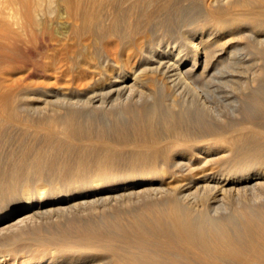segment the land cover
Instances as JSON below:
<instances>
[{
	"label": "bare ground",
	"instance_id": "bare-ground-1",
	"mask_svg": "<svg viewBox=\"0 0 264 264\" xmlns=\"http://www.w3.org/2000/svg\"><path fill=\"white\" fill-rule=\"evenodd\" d=\"M169 2L0 0V56L4 55L5 61L12 58L16 63L21 62L19 67H23L24 61L35 54L34 48L47 52L51 49L49 46L57 42L61 45L60 54L72 62L62 69L61 65L53 66V61L59 57H48L53 61L40 63L43 71L52 70L54 73L61 68V73L56 74L65 77L76 68L80 69L82 77L90 79L86 89L87 103L82 104L85 108L80 107L82 102L79 99L77 103L70 99L75 97L73 88L68 92L53 90L50 95L55 100L40 97L41 102L37 104L25 102L20 105L19 99L24 100L27 96L22 80L27 74L34 73L28 71L14 80L9 70L0 66V219H6L4 226L0 225V249L21 241L23 237L24 232L10 234L8 227L12 226V229L13 225L16 226L14 223L33 219L34 215L54 213L59 218L62 215L60 225H63L56 228V232L55 228L52 229L57 236H62L61 241H54L55 237L53 241L48 239L50 236H45L46 233L44 238L40 235L38 241L39 246L49 248L51 245L52 250L57 248L60 254H53L49 249L53 255L38 256L30 261L29 254L25 253L27 250L9 248L7 255L14 260L21 258L22 264H85L82 263L84 258L97 255L94 263L104 264L99 252H110L111 264H264V209L257 211L243 198L249 192L256 201L264 194V181L253 180L264 177V144L258 140L264 138L261 121L256 123L249 119L233 127L226 126L227 123L226 127L220 126L222 124H216V121L200 124L201 120L184 125V118L182 124L181 114L175 112L158 119V104L155 101L148 103L151 96L149 100L146 97L151 95L147 85L154 80L160 85L165 82L169 85L168 81L174 86L179 83L184 86L190 80L211 77L224 54L230 53L229 48L212 44L220 34L214 27L226 31L232 24L264 28L261 16L264 14V0H210V15L215 17L210 16L213 19L207 22L208 29L191 33L193 37L189 40L188 52L176 45L162 46L154 41L159 44L155 47L151 43V22L161 18L160 10ZM59 11L64 13L60 17L66 18L69 25L55 36L49 20ZM221 13L223 18H216ZM198 34L207 37L197 42L195 37ZM260 49L264 54V46ZM188 61H191L190 66H186ZM108 103L118 106V117L124 115L126 119H119L121 122L115 119L116 123L109 125L105 124L106 121H96L92 114L93 119L89 114V117L83 115L86 119L82 116L88 107L84 104L91 107L90 112H95L108 109ZM260 104L264 109V103L261 101ZM107 109L105 112L109 113L110 108ZM223 142L232 148L230 158L236 163L233 165L237 170L235 179L247 181L246 187H241L246 189L244 191L235 180L226 178L229 176L224 175L226 172L224 177L216 175L214 171L217 170H205L207 162L219 152ZM226 155L227 152L223 156ZM176 170L196 172V176L187 182L184 177L178 187L176 183L173 187L166 181V174L170 172L172 176ZM179 177L182 179L181 175ZM49 195L58 199L54 203H51L53 200L47 202L46 196L47 200L51 199ZM231 195L238 200L232 203L235 204L233 210L228 215L227 211L226 216L219 214L225 209L222 208L223 200ZM201 196L204 200L201 199L203 203L198 206ZM242 198L245 201H241ZM124 199L132 204L151 202L136 208ZM26 200L29 201L25 207ZM124 202L133 208L123 213L116 209L118 213L113 214L108 210V214L99 215V220L89 219V216L88 219L80 217L61 221L95 205L110 203V208L112 204ZM36 220L38 222V218ZM39 220L42 224L48 221ZM55 226L58 227V223ZM116 242L128 247L121 251L114 247ZM5 257L0 255V264L7 263L8 257Z\"/></svg>",
	"mask_w": 264,
	"mask_h": 264
},
{
	"label": "rangeland",
	"instance_id": "rangeland-1",
	"mask_svg": "<svg viewBox=\"0 0 264 264\" xmlns=\"http://www.w3.org/2000/svg\"><path fill=\"white\" fill-rule=\"evenodd\" d=\"M208 4H209V6H208ZM167 7L160 10L159 18L161 17L162 19L161 18L158 20L156 19L155 22H154V20L151 22V27H152L151 39L153 41V42L151 41V43H153L155 47H158L159 44L162 46L166 45V44L172 45V46L176 45L180 49H183L184 51L188 52V51H190V46H188L190 43L189 40H191L193 37V34H191V33L194 30H199V29H203V28H204V30L208 29L207 28V26H208L207 22H211L210 20H212L215 17L213 15H210V12L212 11V10H210L212 8L210 0H170L169 5ZM254 9L260 10L259 8H254ZM60 11L63 12L62 10H60ZM60 11L56 12V15H54L55 17H52L51 20H49V21H51L50 22L51 26L48 23L49 26L51 27V29L52 28L54 29V30L52 29V31L54 32L53 35H55V36H58L60 31L65 30L67 28V26L69 25V22L67 23L66 18H64L62 16L60 17L61 14H64V13H60ZM260 11H262V9ZM58 13H60V14H58ZM57 15H59L60 18L59 17L58 18L60 20L57 18ZM210 16H213V18ZM223 16H224V14L221 13L219 15H216V18H219V17L223 18ZM261 16H262V18H264V14ZM59 22H61L60 25H59ZM65 22L67 23V25H65L66 24ZM152 24H154V26ZM231 26L232 27L227 31L222 30L219 27H214L215 30H217L218 33H220V34H219V36H217L213 39L212 44H216V46H218L220 48L221 47H227V48H229L228 50L230 51V53H229V55L224 54L223 60H221L219 65H217L216 69L213 70L214 73L211 77L210 76H205V78L203 77L205 81L203 80V78H200L199 80L197 79L194 81L190 80L191 82L189 81L190 83L188 82L189 84L187 83L186 85L184 83V86H183V83H181V84L179 83L176 86H174L171 83H169L168 81H167V83L169 85H167L166 82L164 83V85H162V84L160 85L159 81L157 82L155 80L154 81L151 80L152 81L151 84L147 85V90L149 92L151 90V93H150L151 95L146 96V97H148L147 98L148 100L151 98V100H149L148 103L151 101V104H152L155 101V103L158 104V107L160 109L159 110L160 117L157 116L158 119L161 118V116H163V115H164V117H166L167 114L169 115V113L175 112L177 115H178V113H179V115L181 114L180 115V119H182L181 123L183 124L185 121L184 125H188V123H190L189 125H193L198 120H201V121H199L200 124H205V123H209V122H213V123L217 122L216 124H219V123L222 124V125L219 124L220 126L233 127V126L238 125L239 123L241 124L245 120L250 119V120L256 121V123L258 121L259 122L261 121L259 124L262 123L261 125L264 127V109L262 107L263 105L260 104L261 101L264 103V54H261L262 52L260 49V47L264 46V41H261V39L263 40V38H264V28H259V27H255V26H248L246 24L245 25L244 24H232ZM155 27H156V30H155ZM157 27L158 28L160 27L161 30H160V28L158 29ZM162 27H164V29H167V30H164ZM162 30L165 31V32H162L163 34L160 32ZM219 30H221V32ZM206 37H207V35L202 36L201 34H198V36L195 37V40L198 42L200 40L206 39ZM154 41H156L159 44L155 43ZM71 42H73V41H71ZM54 44L52 47L49 46V48H51V49H47V52H46V49L44 50L46 53H42V52H44L43 50L36 51L35 48L34 49L32 48L35 51L34 52L35 54L33 56H31L30 59L28 57L26 59V62L24 61L25 64L22 63V65L24 64L23 67H19V66H21L20 65L21 62H17L18 63L17 64L16 62H14L15 60H13L12 58H6L7 60L8 59H10V60L5 61L4 55L2 57L0 56V60H1L0 63L2 64V65L0 64V66L1 67L3 66L4 68L8 69L9 74H11V76L12 75L14 76V77L12 76L14 78V80L18 79L21 75L23 77L26 74V72L28 73V71L29 72L32 71L34 73V74L29 73L26 75L25 78H23V80H22L23 87L24 86L26 87V88L24 87L25 88L24 91H25V93L27 92L26 94L25 93L24 94L27 96H26V98H24V100L19 99L18 104L21 105V104H24L26 102V104L30 103V104L34 105V104H37L38 102H41L40 101L41 98H45V97H47V99H49V100H51V99L55 100L56 98L54 96L50 95V94H52L51 92L53 90H58L61 92H63V91L68 92L71 88H73L76 90L75 92H72L75 97L70 98V99L76 101V103L79 99L82 103L79 104V102H80L79 101L78 104L80 105V107L82 106L83 108H85L82 104H83V102L87 103L86 89H88V87L90 85V83H89L90 79H89V77H85V76L82 77V75L79 73L80 69L76 70V68L73 70V72H75V73L71 72L68 75H66L65 77L63 76L64 74L61 75L60 74L61 68L64 69L66 67V65H68L72 61H67L65 56L60 54L61 51H59V48H61V45H59L57 42H55ZM51 50H52V52H51ZM99 53H100V50L97 51V56H99ZM46 56H47V59H46ZM48 57H52V59H53V57L54 58L59 57L60 60L57 58L58 60L56 59V61H53L51 59H48ZM61 57L64 60H62ZM2 58H3V60H2ZM75 59L76 58H74V62H76ZM96 59L98 60V57ZM50 60L54 62L53 66L58 65L56 67H60V65H61V68H59L57 70V72L53 73L52 70H48L49 72L52 71V73L51 72L49 73L48 71L47 72L43 71L42 67L40 66V65H42L40 63H44L45 61L47 63ZM61 60H62V62H61ZM190 64H191V61H188L186 66H190ZM31 65H33V66H31ZM64 65H65V67H64ZM16 66H18L19 68ZM58 72H60L59 73L60 75L56 74ZM28 75H30V76H28ZM71 75H73L72 79H71ZM58 76H59V78H58ZM206 78H208V79H206ZM162 86H165L164 87L165 89ZM160 88L161 89L163 88L164 90L163 89L161 90ZM29 96H30V98H29ZM149 96H151V97L149 98ZM146 97H145V99H146ZM258 98L260 100H258ZM190 100L192 101L191 103H190ZM144 101H145V104H147V100H144ZM201 101H203V102H201ZM60 103H62V102H60ZM63 103H65V102H63ZM202 103H204L205 105ZM112 104H114V103H112ZM84 105L86 107L88 106L86 108V111H89V113L88 112L86 113V111L83 110L82 116L86 115L87 117H89V115L91 116V114H92V116L95 118L96 121L99 119L98 122L102 121L104 123V121H106L105 124L108 123L109 125H111V123L114 124L118 121L121 122V120H119V119H122V121H124L123 119H126L124 117V115H122V114H121L122 118L118 117L119 116V114H118L119 108H117L118 107L117 104H116L117 107H115L114 105H113L114 106L113 107V106H110L111 102H110V105L108 103L109 107L108 106L107 107H108V109L110 108V110H109L110 114L108 112H105V110L107 108L103 111H100V110H96L95 112L92 111L94 114L96 113L95 116L92 112H90L91 107H89V105H87V104H84ZM205 106H207V107H205ZM189 109H190V111H189ZM232 109H234V110L232 111ZM84 111H85V113H84ZM105 113H107V115ZM207 113H209V114H207ZM97 115H98V117H97ZM105 115L107 116V118ZM110 115H111V119H113V120L109 119ZM86 116H83V117H85L84 119L87 118ZM92 116H91V118H92ZM100 117H101V119H100ZM182 117L184 118V121H183ZM200 118H202V119H200ZM115 119H116V122H115ZM188 119H190V120L192 119V120L190 122H188L189 121ZM158 121H160V120H158ZM226 123H227V125H226ZM245 131L248 132L249 130L246 129ZM263 139L264 138H262V137L258 138V140L261 144H264ZM226 147H228L229 149H227ZM229 151H230V153H229ZM226 152H227L228 156L227 155L223 156V155H225ZM231 154H232V148L228 145V143L223 142L222 147L220 148L219 152L216 155L211 156L212 159H210V161L207 162V165H209V166H207L205 164L206 165L205 170L208 171L209 168H210L209 169L210 172H211V169H212V172L214 170H217V172L214 171V173H216V175H218V176L229 175L227 177L226 176H224V177L229 178V180H231V181L235 180L237 186H239L240 189H242L241 191H244L246 189L241 188V187H244L247 184V181H239V179H235V178H237V176H236L237 170L234 168L236 163L234 162V160L232 158H230ZM230 164H231V166H229ZM255 170H257V169H255ZM230 171L233 173H231ZM177 172L180 174H178ZM184 172L185 173H183L182 171L179 172V170H176L175 173H173V175H172L174 177H172L171 176L172 173L169 172L166 174V176H167L166 181L167 182L169 181L170 185L172 184V186L173 185L175 186V183H176V185L177 184L180 185L179 183L180 182L182 183L185 179L186 180L184 182H187V180L189 178L196 176V172L194 174L193 173L191 174V172L190 171L188 172V170H185ZM224 172H226V173L223 175ZM169 174H170V176H168ZM184 174H185V176H184ZM180 175H181V178L183 180L179 179ZM198 175H199V173H198ZM188 176H190V177H188ZM184 177H185V179H184ZM263 179H264V177L262 176L260 178H254L253 180L264 181ZM237 180L239 181V183H237L238 182ZM178 185H177V187H178ZM247 194H248L247 196L249 198L247 196L243 197V198H246L248 201H250L249 204L251 206H255L257 211H258V209L260 210V208L264 209V198H262L264 196V194L262 197H260V199L256 198L255 199L256 201H254V199H252V196H251V194H249V192ZM233 196H235V195H231L232 198L230 196L226 197L225 198L226 200L224 199L225 201L223 200L224 206L222 208L223 209L225 208V209L222 210L219 214L222 213L221 215L224 214V216H226L225 214L227 213V211H229L227 213V215H228L233 210L232 205L235 206V204H232V203H234V200L236 199V196H235V198ZM49 197L51 198V199H48L49 201L47 200V196H46L45 200L47 202H51L53 200L51 203H54V200L56 201V199H58L56 196L51 197L49 195L48 198ZM203 198H204V196L202 198H200V197L198 198V202H199V203L197 202L198 206L202 205V203H203L202 200H204ZM243 198L240 200L245 201V200H243ZM227 200H228L229 204L227 203ZM26 201L23 203L25 205V207H26V205H28L29 200L27 201V203H26ZM124 201L126 202L127 199H124ZM147 201H150V200H147ZM147 201L139 202V203H135V204L134 203L132 204L129 201H127V202H129L132 206L136 205L135 207L138 208L137 206H141V204H143ZM235 201L237 202L238 200H235ZM251 201H252V203H251ZM125 202H124V204L123 203H118V205L114 204V206H119L116 208L113 206V204H112L113 207L111 206L109 208L108 206H110V203L105 204L103 206L102 205H99V206L95 205L94 207L95 208L97 207V209H94V207L92 209L87 208L86 210L77 212V213H80V215L79 214L77 215V213H74L75 215H73V217H72L71 216L72 214H70L67 217H65L64 219L62 218L61 221L64 222V221H69V220H75V219H78L80 217L81 218L87 217L86 219H88L89 216H90L89 219L92 218V220H97L98 217L100 218V216L102 215L103 212H105V213L107 212L106 214H108V212L110 211L111 213L109 212V214H113V212L115 213V211L117 209L118 211L121 210V212L123 213V211L125 212V211L133 208V207L129 208L130 207L129 203L125 204ZM200 203H201V205H199ZM119 204H121V205H119ZM106 205H107V211H106ZM225 205L226 206L229 205V206H231V208L229 209L228 206L226 208ZM259 206H261V207H259ZM104 208H105V210H103ZM25 210H27V208ZM90 210L92 212H90ZM225 210H226V212H225ZM261 211H263V210H261ZM22 213L26 214V212H22ZM81 213H83V214H81ZM89 213H90V215H89ZM197 213H199V212H197ZM46 215H48V217H46ZM37 216H39V217H37ZM51 217H52V219H51ZM61 217H62V215H60V218ZM37 218H38V222L36 220ZM39 218L41 220H44V221L48 220V221H47V223L43 222V224H42V221H40ZM60 218H59V215L56 214V216H55L54 213H51V215L45 214V216L44 215L43 216L42 215H34L33 219L28 218L29 219V220L27 219L28 221L25 220L22 222L14 223V224H16V226L13 225L14 228H12V229H10L12 226L8 227L9 229L7 228L8 229L7 231H9V233L10 232L14 233L16 231L24 232L23 233L24 235L22 234V236H23L22 239H24V240L21 239V241H19V242L17 241L13 245H6V246L2 247L0 249V253H1L0 255L6 256L5 258L8 257V259L6 260L8 264H19V263L22 264L21 258H17L16 260H14L13 257H11V255L10 256L7 255V251L10 250L11 248H17L20 251H22V250L26 251L27 250L25 253L29 254L28 258L30 261H32L33 259L35 260V258L38 256H43V255L50 256L53 254H60L61 251L59 249L53 247L55 249V252H54V249L52 250V248L50 247L51 245L48 248L47 245H46V247H43L40 245L41 246L40 247L38 244V241L40 240L41 236H43V238H44L46 235L50 236V237H47L48 239H52L55 237L54 241L57 239H59V241H61L62 236L58 235L59 236L58 237L57 234H55V232L57 231L56 228L59 229V227L61 228L63 226V225H60V224H62V223H60ZM32 220H33V222H32ZM31 222H32V224H31ZM56 222L59 225L58 227L55 226V225H57ZM5 223H6V219H0L1 227H2V224L4 226ZM33 224H34V226H33ZM37 225H39V226H37ZM31 226H33V227H31ZM41 227H43V228H41ZM53 228H55V229H53ZM40 229H41V231H40ZM52 229L55 232H53ZM66 230L68 231V229H66ZM5 232H6V229H5ZM51 232H53V233H51ZM44 233H46L45 236H44ZM4 234L7 235L8 232H6ZM51 235H53V236H51ZM37 236L38 237L40 236V237L38 238ZM34 237H37V238H34ZM30 238H31V240H32V238H34L35 241L37 239V242H35L34 240L33 241L29 240ZM52 241H53V239H52ZM31 242H33L35 244H32ZM28 243L32 244V245L29 244V246L31 247V250H30L31 253H30V251H28L29 248H27ZM121 243L116 242L114 247L116 246L121 251H122V248L126 249L128 247V246L121 244ZM119 245L121 248L119 247ZM9 246H11V247H9ZM39 247L41 250L44 249L43 253L41 252L40 249H38ZM45 249L47 251H45ZM49 249L53 254H51ZM57 250H59V251H57ZM1 251H3V254ZM135 251H139V250L135 249ZM44 253H46V254H44ZM99 253H100L99 255H101V257L103 256L102 258H104V261H103L104 264L113 263L112 262L113 259H111V261H110V258H113L111 256L112 254L110 252H109L110 254L105 253V252H103V253L99 252ZM22 254H24V253H22ZM95 258L97 259V255H96V257L94 256V258L93 257L84 258V261H82V263L95 264L94 263ZM107 262H109V263H107ZM79 264H81V262Z\"/></svg>",
	"mask_w": 264,
	"mask_h": 264
}]
</instances>
